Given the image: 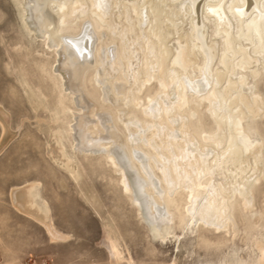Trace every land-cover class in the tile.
I'll return each instance as SVG.
<instances>
[{"label": "bare ground", "instance_id": "obj_1", "mask_svg": "<svg viewBox=\"0 0 264 264\" xmlns=\"http://www.w3.org/2000/svg\"><path fill=\"white\" fill-rule=\"evenodd\" d=\"M25 4L32 31L56 52V71L84 111L77 113L72 128L76 150L106 155L120 171L124 190L133 195L134 203L158 232L156 237L165 238L163 230L173 223L165 196L180 189L188 191V223L227 227L233 223L229 203L236 196L251 210L250 190L259 180L263 155L260 140L251 136L243 121L264 112L259 94L250 97L243 88L249 84L246 71L252 65L263 61L264 70V0H26ZM116 17L124 22H117ZM203 18H212L215 36L223 39L220 56L216 43L207 44ZM180 19L189 20L190 25L183 36L185 45L178 33ZM73 27L77 30L70 32ZM173 33L179 36L175 53L167 45ZM105 39L111 44L105 45ZM216 59L222 70H213ZM196 65L200 76L191 78L188 71ZM258 66L251 71L254 80L260 76ZM91 70L103 101L118 111L127 135L87 92ZM154 72L161 88L144 108L149 122L143 126L155 128L153 136L160 144L152 138L146 141L138 119L118 106V95L125 106H138L136 93ZM119 73L124 80L112 83L111 78ZM187 93L208 103L216 126L212 133L205 132L201 144L180 113L188 104ZM90 125L95 132L89 130ZM143 143L152 146L157 156H148L140 147ZM151 162L160 172L157 180ZM259 248L260 264H264V247ZM112 252L117 260L121 257L113 243Z\"/></svg>", "mask_w": 264, "mask_h": 264}, {"label": "rangeland", "instance_id": "obj_2", "mask_svg": "<svg viewBox=\"0 0 264 264\" xmlns=\"http://www.w3.org/2000/svg\"><path fill=\"white\" fill-rule=\"evenodd\" d=\"M25 3L0 0V264H260L259 245L264 247V114L256 118L248 115L243 121L251 136L260 140L263 155L259 180L250 190L251 210L245 209L241 197L236 196L229 203L233 223L227 227L188 223V191L180 189L171 197L165 196L173 223L163 230L165 238L156 237L158 232L134 203L133 195L124 190L120 171L106 155L76 150L72 128L75 116L84 111L56 71V52L32 31ZM120 20L124 22H117ZM203 20L207 44L216 43L220 56L223 39L215 36L212 18ZM179 21L178 33L185 45L183 36L190 30L189 20ZM76 30L73 27L69 31ZM177 38L173 33L167 43L173 53L179 48ZM104 43L111 44L107 39ZM215 61L213 70H222L219 60ZM262 62L246 71L249 84L243 90L250 97L259 94L264 112ZM256 66L260 76L254 80L251 71ZM89 73L87 92L100 110L113 115L118 130L127 135L126 126L117 118L118 111L103 101L94 71ZM188 73L191 78L200 76L199 66ZM157 76L154 72L148 84L142 82L143 88L136 93L138 106H125L122 96L115 94L120 96L119 108L129 117L135 116L141 126L149 122L144 108L161 88ZM111 79L112 83L124 80L120 73ZM187 96L188 104L180 113L201 144L205 132L212 133L216 126L208 103L191 93ZM142 129L146 141L152 138L159 143L155 128ZM89 130L95 132V127L90 125ZM131 130L136 131L133 126ZM140 147L148 156H157L152 146L143 143ZM162 152L167 155L166 150ZM153 168L157 180L161 175L156 166ZM30 202L39 207L29 206ZM111 242L121 255L118 260Z\"/></svg>", "mask_w": 264, "mask_h": 264}]
</instances>
